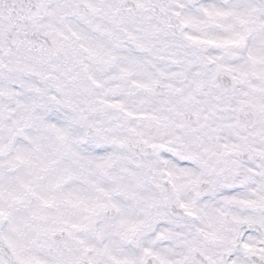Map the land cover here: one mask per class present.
<instances>
[{
	"label": "snow or ice",
	"instance_id": "1",
	"mask_svg": "<svg viewBox=\"0 0 264 264\" xmlns=\"http://www.w3.org/2000/svg\"><path fill=\"white\" fill-rule=\"evenodd\" d=\"M0 264H264V0H0Z\"/></svg>",
	"mask_w": 264,
	"mask_h": 264
}]
</instances>
